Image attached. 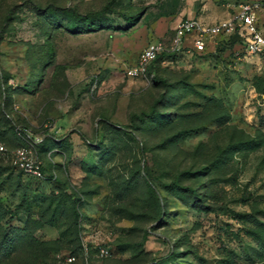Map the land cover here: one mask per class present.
I'll return each mask as SVG.
<instances>
[{"label":"rangeland","instance_id":"374dc122","mask_svg":"<svg viewBox=\"0 0 264 264\" xmlns=\"http://www.w3.org/2000/svg\"><path fill=\"white\" fill-rule=\"evenodd\" d=\"M187 7L0 0V264L84 247L90 264H264V55L222 36L170 51ZM155 41L154 70L126 78ZM20 146L41 177L11 163Z\"/></svg>","mask_w":264,"mask_h":264},{"label":"built area","instance_id":"2783aa9c","mask_svg":"<svg viewBox=\"0 0 264 264\" xmlns=\"http://www.w3.org/2000/svg\"><path fill=\"white\" fill-rule=\"evenodd\" d=\"M234 10L228 17L213 25H202L193 17H182L173 26L170 51L187 49L196 53H204L207 47L214 45V38L222 36L226 38L238 34L244 48L253 54L264 55V34L258 25V12L262 9L259 2L239 1L233 5ZM167 51L165 45L160 41L148 43L138 54L136 63L124 70V76L130 79L144 78L148 73L149 65L162 53ZM18 135H25L33 142H38L40 136L27 131L18 130ZM6 148L0 142V154H5ZM11 163L25 174L41 177L42 166L34 152L27 147H17L11 153ZM112 252L108 247L98 248L100 257H109ZM77 260L73 254L64 257V264H72ZM83 264H90L88 250H82ZM60 263V260H58Z\"/></svg>","mask_w":264,"mask_h":264},{"label":"crops","instance_id":"0c3cea01","mask_svg":"<svg viewBox=\"0 0 264 264\" xmlns=\"http://www.w3.org/2000/svg\"><path fill=\"white\" fill-rule=\"evenodd\" d=\"M239 1L259 2L264 6V0H188L183 17H193L205 26L213 25L228 17Z\"/></svg>","mask_w":264,"mask_h":264},{"label":"trees","instance_id":"16d2710c","mask_svg":"<svg viewBox=\"0 0 264 264\" xmlns=\"http://www.w3.org/2000/svg\"><path fill=\"white\" fill-rule=\"evenodd\" d=\"M104 12H109L106 10V8H103L101 9L97 14H102ZM226 41V42H229V43H233V44H237V43H241L239 40L237 41H233L232 40V36L230 37H224L222 38L221 41ZM164 55V53L160 54L148 67V73H151L153 70H154V66L155 64L162 58V56ZM22 132L25 131V130H21ZM70 254H73L76 256L77 260L75 263H72V264H83L82 262V249L78 250L77 252H71ZM90 261V259H89ZM41 264H55V262H51V261H45V262H42Z\"/></svg>","mask_w":264,"mask_h":264},{"label":"water","instance_id":"95a60500","mask_svg":"<svg viewBox=\"0 0 264 264\" xmlns=\"http://www.w3.org/2000/svg\"><path fill=\"white\" fill-rule=\"evenodd\" d=\"M232 40H233V41L240 40V37L238 36V34H234V35L232 36Z\"/></svg>","mask_w":264,"mask_h":264}]
</instances>
